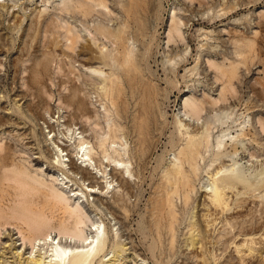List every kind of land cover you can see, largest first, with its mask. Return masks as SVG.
<instances>
[{"label":"rangeland","instance_id":"1","mask_svg":"<svg viewBox=\"0 0 264 264\" xmlns=\"http://www.w3.org/2000/svg\"><path fill=\"white\" fill-rule=\"evenodd\" d=\"M63 1L0 0V144H9L13 152V163L17 166L24 165L32 173L44 172V176L47 178L50 175L62 174V171L52 165L51 161L54 155L48 154L47 147L51 146L49 139L52 135L57 134V136L63 137L60 133L65 131L64 126L66 125L63 120H68L76 132L81 131L82 128L85 129L83 133L92 143L94 133H107V123L114 121L120 126L117 134L120 136V142L125 150L122 158L129 162V168L132 170V175L123 171L124 177L130 181L132 187L131 195L127 200V214H122L120 221L116 222L99 204L98 199L105 202L111 201L112 191L115 190L113 188L117 186L116 181H113L110 186L108 183H104L105 180L111 179V175H109L112 172L111 165L107 164L104 174L89 167L93 173L95 171V174L98 173L97 175L100 176L98 180L103 181L104 189L102 188L100 192L95 194L85 192L84 187L88 182L85 181L82 184L78 180L79 174L76 177V183H68L69 187L67 188L79 192L77 197L73 196L72 198L82 204L84 210L93 220L106 227L109 237H112L111 240L117 234V240L124 244L121 248H125V254L120 250L117 252L116 241H113L94 264H106V262H109L108 264H134V261L137 264H159V262L161 264H182L181 260L185 259V255L188 256L187 254H191L190 252L198 250L200 253H197L206 259L200 261L199 264H204V262L205 264H264V237L262 236L264 235V197L262 199L260 196L264 195V190H253L261 179L264 180V132L259 127L260 119L264 123V0H103L106 9L97 4L99 0L91 2L84 0L83 8L76 9L77 12L73 8H69V10L62 8ZM91 6L95 9L93 8L94 10L85 14L84 9L88 10ZM133 12L137 14L140 23H142L138 34H136L138 36L129 42L135 52L137 68L143 74L140 76L139 72L135 71L132 72L133 74L129 73L131 77L121 75V84L116 90L117 93L114 90L115 92L106 95L101 90V86H103L101 79L83 66L85 48L84 50L82 48L90 45L89 47L94 50V48L99 49V45L103 49V53L107 54L108 60L114 54L116 46L120 51H125L126 44H121L118 37L130 36L129 32L132 31V28L134 29ZM171 15L175 16L176 22L179 20L177 25L180 28L179 33L173 32L171 38L168 39L167 32L171 23ZM31 16L35 22L34 26L32 25L30 28L28 22ZM49 18L54 21L52 27L46 30L43 20ZM39 20L43 23L39 24ZM99 27H105L112 36L103 35L97 29ZM32 29L35 31L32 32ZM73 34H77L79 37L75 42L70 40V36ZM44 51L45 54L46 52L50 53L48 57L50 56L51 60H47L48 69L45 68V70L42 69L44 67H41L43 64L41 61L45 56ZM51 56L53 57L51 58ZM38 68L40 72L37 70ZM34 70L35 72H33ZM36 72L39 74L35 76ZM32 74L33 76H31ZM33 77H37L41 83L37 82L38 84L35 85V81L38 79L35 80ZM130 78L133 79L132 85L135 83L134 89L128 82ZM32 80L34 83H31ZM74 82L80 85L82 96L87 102V108L91 111H87L84 115L90 114L88 118L83 116L85 119L80 117L76 120L75 117H72L74 116L72 106L65 104L69 89ZM33 84L40 85V88L43 86V100L38 101L33 95L35 92ZM121 86L125 88H121ZM110 94H113V100H111ZM220 94L223 95L221 96L223 97L222 101L219 100ZM189 97L200 99L206 103L203 111L199 114V119L189 118L184 114L186 108L183 102ZM109 99L110 101H108ZM216 99L219 100L216 104L211 103ZM116 101L117 103H115ZM149 102L155 107L156 114L154 115L153 105H150ZM28 103L32 104L30 110L26 106ZM41 105L44 107L42 108ZM141 106L148 108L149 114L151 113V121L156 120L151 123V135L146 142L145 154L139 159L140 157L138 158L135 152L137 148L136 140H134L136 132L133 130V121L131 120L133 115L139 114ZM119 110L121 113L117 112ZM155 115H157L156 118H153ZM72 118L73 124L71 123ZM3 119L4 121H2ZM180 119L189 123L190 128L194 127L196 123L200 130L209 125L212 128L211 140L213 143L217 136L226 132L235 137L233 141H226L229 135L224 137L223 152L228 155L233 154L231 158H226L225 168L235 166L246 181L252 185V189L246 196L248 201L246 200L244 204L247 206L241 208L244 211L236 210L231 213V216L245 212L249 219H247L249 225H247L246 234L243 235L237 231L240 230L238 226L241 221L238 222L235 219L234 224L235 222L239 224H235L232 240L225 247L222 245L221 239L215 238L224 235L227 231L226 226L220 222L208 229L207 240H211L207 243H210L209 250L208 245H205L198 223L202 218L200 214L202 215L206 211L202 210L199 204H202L201 201H205L206 197L204 196H207L206 178L212 174L211 170L215 166L213 163L210 169H207L214 158L210 155L204 162L199 161L202 169H200L198 177L194 179L196 193L193 192L192 202L183 209L181 198H176V206L180 211V220L176 227V246L173 253L169 254L166 251L167 242L165 240V250L159 257L157 249L152 251L150 247L154 242L150 235L149 222L154 204L161 193L162 176L173 160L175 147H179L185 142L177 127ZM48 122L54 125V131L50 133H48L49 128L46 127ZM61 124H63V128H61ZM234 143L236 147L233 146ZM67 148L74 155L73 159L80 162L78 156L75 155L74 147L67 146ZM235 149L236 153H234ZM134 154H136L135 157ZM79 188L84 191V196L80 194ZM241 199L240 197L234 198V196L233 199L229 198L232 205L242 203ZM54 214L62 216L63 213L61 210H55ZM227 215L230 216V213ZM2 231L0 252L3 249L6 252V257L1 260H5L3 264H17L10 256V251L2 247L6 241L10 242L11 238H14L16 243L20 242L17 230L7 227ZM52 235L55 236V239L58 236L56 232H53ZM129 236L132 238L133 246L130 245ZM200 236L202 240L201 238L199 240ZM210 237L212 238L210 239ZM243 239H246L244 245L241 244ZM202 244L204 247L199 246L200 249L196 247ZM112 250L116 252L113 257H111ZM166 252L167 254H165ZM109 257H111L110 260H106ZM7 260L8 262H6Z\"/></svg>","mask_w":264,"mask_h":264},{"label":"bare ground","instance_id":"2","mask_svg":"<svg viewBox=\"0 0 264 264\" xmlns=\"http://www.w3.org/2000/svg\"><path fill=\"white\" fill-rule=\"evenodd\" d=\"M45 1H48V0H45ZM86 1H88V0H86ZM91 1L92 0H90V2ZM63 2L64 3H63L62 8H64L65 10H69V8H73V9H75V12H77L76 9H79L81 7L83 8V5L85 4L84 0L83 1H81V0H65ZM70 3H73V4H70ZM69 4L71 5V7ZM97 4L99 6H101L102 8L106 9V5H105V2L103 0H99V3L97 2ZM88 5H89V3H88ZM93 8L91 6L90 9H88V10L84 9L83 12H85V14H86V12L89 13L91 10L95 9V8L94 9ZM36 10L38 11V9H36ZM107 10H109V9H107ZM136 11L138 12V10H136ZM73 12H74V10H73ZM135 12L132 13V18L134 21V29L132 28L131 32L128 31L130 33V36H127L126 38H124L125 36L124 37L122 36L123 38L118 37V40L121 42V44L122 43L124 45L126 44L125 47L123 46L125 48V51H123L122 49H121L122 51H120L118 46H116V48L114 50L115 51L114 54L112 56H110L109 57L110 60H108L107 54L103 53L104 51L101 47H99V45H98L99 49L94 48V50L91 49L92 47H89L90 45L82 48L83 50L85 48V50H84L85 53L82 50L84 55H85V57L83 58V60H84L83 66H85V68L87 70H89L90 72L97 74L99 79H101V81H102L101 84H103V86H101L102 87L101 90H103V93L106 95L109 93H113L116 90H118L119 85L121 84L120 83L121 75H126V77H129L130 76L129 73H132L135 71L139 72L140 76H141V74H143V73H141V70L139 68H137L136 59H135V57H136L135 52H134L132 45L130 46V42H129L131 40L133 41V39H135L138 36V35L136 36V34H138L137 32H139V29L141 28L140 26H141L142 22L140 23V19L138 18L137 14ZM13 16L15 17L16 15L14 14ZM32 16L29 17V22H28L29 23L28 25L30 26V28L32 25L34 26V22H35V21H33L34 19ZM52 18L43 20L44 26H45L44 28H46V30L48 28L50 29V27H52L51 25H53V21H54ZM19 20H20V18H19ZM19 20H18V22H19ZM175 20H176L175 16L171 15V23L169 26V30L167 32L168 33V39L171 38V36H172L171 34L173 32L175 34L179 33L180 27H178V25H177L179 23V20H178V22H176ZM38 22H39V24L43 23L40 20ZM35 27H36V25H35ZM97 29L103 35H107V37L112 36V34L110 32H107L105 27H99ZM67 30L69 31V29H67ZM33 31H35V29L34 30L32 29V32ZM37 31H38V29H37ZM69 34H71V33H69ZM70 37H71V39H70L71 42H75L79 38L77 34L76 35L73 34ZM47 39H45V40L47 41ZM114 39H116V38L114 37ZM128 42H129V44H128ZM121 44H119V45L122 46ZM43 50H45V49H43ZM79 52H81V51H79ZM79 52H78V54H80ZM38 53H40V52H38ZM47 53L48 52H46V54H45V51H44L45 56L42 54V56H44V59L42 61L40 59L41 63H43L41 67H44V68H42L44 70H45V68L48 69V66H46V64L48 65L47 60H50L49 59L50 56L48 57V55L50 53L49 54H47ZM52 55H53V53H52ZM35 57H37V56H35ZM52 57L53 56H51V58ZM40 61H39V63H40ZM231 63H233V62H231ZM211 66H212V64H211ZM227 69H229V68H227ZM37 70L39 71V68ZM170 70H171V68H170ZM33 72H35V70ZM37 72H36L35 76L37 74H39ZM33 74L31 76H33ZM136 76H137V73H136ZM140 76H138V77H140ZM40 77L42 78V76H40ZM132 77L134 78V75ZM36 78L37 77H35V78L33 77V79H35V80H36ZM141 79H142V77H141ZM132 80L133 79L130 78L128 82H129L130 86L133 88L135 83H134V85H132V83H133ZM32 81H31V83H34V80H32ZM35 82H36L35 85L38 84L37 82H39V79H38V81H35ZM40 83L41 82H39V84ZM64 83H66V82H64ZM146 83H149V82H146ZM35 85L33 86L35 89V92L34 91H32V92H34L33 95H35V97L39 101L42 99L43 86H41V88H40V85H37V86H35ZM26 86H28V85H26ZM31 86H32V84H31ZM228 86H229V84H228ZM33 87H32V89H33ZM122 87H124V86H121V88ZM142 87H140V88H142ZM223 88L224 87L222 86V89ZM225 88L227 89V87H225ZM230 88L232 89V87H230ZM122 91H124V90L122 89ZM129 91H130V89H129ZM145 91H146V89H145ZM156 92H158V91H156ZM101 93H102V91H101ZM116 93H117V91H116ZM142 93H145V92H142ZM109 96H112L111 100H113V94L112 95L110 94ZM221 96H223V95L220 94V99H219L220 101H222L221 99H223V97H221ZM119 99H120V97H119ZM142 99H143V97H142ZM144 99H145V96H144ZM147 99H148V97H147ZM196 99H193L190 97L184 99L183 105L186 108L185 109L186 111L184 114L189 118L192 117L195 119H199V116H200L199 114L203 111L204 104H206V103H204V101H202L200 99L199 100H196ZM202 99H204V98H202ZM121 100H122V97H121ZM108 101H110V99ZM218 101L216 99V101H213V102L211 101V103L216 104ZM145 102H143V103H145ZM115 103H117V101ZM65 104H67L68 106L69 105L72 106V108L74 109V110H72V112L74 113L73 114L74 116H72V117H75L76 120H77V118L83 117L85 115V113H87V111L88 112L90 111L89 108H87V102H86L85 98L82 96L80 85L79 84L77 85L76 82H74L71 85V87L69 89V95L66 99ZM111 104H112V102H111ZM147 104H148V102H147ZM147 104H146V106H147ZM127 105H128V103H127ZM150 105H153V104L150 103ZM26 106H27L28 110H30L32 104L28 103ZM41 106H40V108H41ZM43 107L44 106H42V108ZM133 107H134V105H133ZM38 108H39V106H38ZM121 108H124V107H121ZM152 111H153V115L156 114L154 105H153ZM36 112H37V110H36ZM117 112H120V110ZM149 112L150 111H148V108L143 106L141 108V111L139 112V114L135 113L136 115H133V119L132 120L129 119V120L133 121V128H134L133 130L136 132V138L134 140H136L135 145H137V148H136L135 152L137 154V157L138 158L140 157L139 159H141L145 154V150L147 149L146 148V142H147V140H149V137L151 135V126H152L151 123L153 120H156V119H153L151 121V119H152L150 116L151 113L149 114ZM132 114H134V113H132ZM41 115H42V113H41ZM120 115H122V114H120ZM30 116H31V114H30ZM86 116H84V117H86ZM88 116H87V118H88ZM156 116L157 115H155L153 118H156ZM84 117H83V119H85ZM71 120H72L71 121V123H72L73 118ZM2 121H4V119ZM63 121L65 123L64 125H66V126H64L65 131L60 130L61 131L60 133H62L63 137L61 138L60 137L61 135L57 136V134L52 135L49 139V140H51L50 141L51 146L47 147L48 148L47 152L50 155L51 154L54 155L51 163L55 168L62 171V174H64V176H61L62 174H58L55 176L50 175L49 178H47L44 176L45 175L44 172L39 173V174L37 172L32 173L24 165H22V166L18 165L17 166L16 164L13 163V160H14V159L12 160L13 152L11 151V147L9 146V144H0V239H1V236L3 233V231H2L3 229H5L7 227L8 228L12 227V228H15L17 230L18 237H19L18 240L20 239V242L16 243L14 238H11L10 242L7 243V241H6L4 243V245L2 246L3 248H7L10 251V253H11L10 256H12V258H14V260L16 261L17 264H94L96 262V260L100 258V255L103 254L105 248L107 246H109V244H112L113 241H116L115 246L117 248V252H118V250H120V251H123V253H124V250H125V248H121L124 246V244L117 240V237H118L117 234L111 240L112 237L111 238L109 237V233H108V230L106 229V227L102 223H100V222L98 223L97 221L93 220L91 218V216L89 214H87V212L84 210L82 204L79 203L78 201L74 200V198H72L73 196L77 197L79 192L75 191L73 189H69V190L67 189L69 187L68 183H70V182H72L71 184L76 183V177L79 174L78 180L81 181L82 184H84L85 181L88 182L87 185L84 187L85 192L87 191L90 194H93V193L95 194V193L100 192L102 188L104 189V187L102 185L103 181L98 180V178L100 176L97 175L98 173L95 174L96 171L93 173L91 169H96L99 173L104 174L106 172L105 167L108 165H111L110 170L112 172L109 173V175H111V177H110L111 179L109 181L105 180L104 183H108L110 186L113 181H116L117 186L116 187L112 186V187H114L113 189H115L114 191H112L113 192L112 193V200L105 202V201L98 199L99 204H101L102 207H104L106 209V211H108V213L112 216L113 219L116 220V222L120 221L122 214L123 215L127 214V211H128L127 200L129 199V196L131 195L132 187H131L130 181L126 177H124L123 171L128 172L129 175H132V170L129 168V162L122 158L125 150H124V147H122L123 144L120 142L121 138L117 134V132L120 129V126L117 125L114 121H112V122L109 121L107 123V126H108L107 133L98 134L95 132L94 133V141L92 143L91 140H89L88 137L83 133V131H85V129L82 128L81 131L76 132L75 131L76 129L70 126V123L68 122V120H63ZM178 121L179 122L177 123V127H178L180 134H181V137L184 139L185 142L181 146L178 145L179 147H175L176 151L173 154V160L169 164V167H167V169L165 168L166 170H165V172L162 176V179H161L162 184L160 185L161 186V190H160L161 193H160V195L158 194L159 197L154 204L155 206L153 208L151 219L149 222L150 235H151L153 242H154L150 247H151L152 251L157 249V251H158L157 253L159 254V257L161 256V254L165 250V247H166V245L164 246L165 240L167 242L166 243L167 244V250L166 251H168L169 254H171L170 252L173 253V250L176 246V227H177L179 220H180L179 219L180 211L176 206V198H181L183 209H185L186 206H188L192 202L193 196H194L193 192H195L194 191V188H195L194 179L196 177H198L200 169H202V167H201L202 165L200 166L199 161L204 162V160L209 158L210 155H212L214 158L212 157L213 160L208 165V167L207 166L206 167H207V169H210V167L213 165V163L215 164V166L211 170L212 174L210 173L211 175L207 176V178H206L207 180H206V185H205L206 189L205 190H206L207 196H204V197H206L205 201H201L202 204L201 203L199 204V205H201V209L206 211L202 215L200 214V216L202 218L200 217L201 219L198 223L199 231H200L201 236L204 239L205 245H208V250H209L210 243L209 244H207V243L210 242L211 240L210 241L207 240V238L209 236L208 235V229L209 228L211 229L213 226H215L216 224H218L220 222H222V224L224 226H226L227 231L224 230L225 236L219 235V237H215V238L221 239L222 243H223L222 245H224L225 247H227L229 242L232 240V237H233L232 233L235 230L234 226H236L237 224L240 223V225L238 226V229H240V230H237V229L236 230L240 231V233L245 235L247 230H248L247 225H249V223H248L249 219L247 218V214L245 212L231 216V213H234L236 210L239 211V209H240V211L241 210L244 211V209H241V208L247 206L244 204L247 200L246 196L248 195L247 193L250 192V189H252V185L246 181V179L241 175V173H239V171L235 168V166L225 168V165H226L225 161H227L226 158L227 157L231 158V156L233 154L228 155V154L223 152L224 145H225V138L224 137L229 135V137L226 138V141L227 140L233 141V139L235 137L230 136L229 132H226V133L222 134L221 136H217L215 138V143H213L211 140V129L212 128L209 125H206L202 130H200L197 123H196V125H194V123H193L194 127L190 128L189 123L183 122L182 119H180ZM62 126H63V124H61V128H63ZM46 127L49 128L48 133H50L51 131H54V125L50 124L49 122L47 123ZM215 127H216V125H215ZM259 127H261L260 130H262L264 132V123H263L262 119H260V126ZM131 134H134V133H131ZM236 144H237V142H236ZM236 144L234 143L233 146L236 147L235 146ZM174 145H176V144H174ZM67 146H69V147L73 146L74 147V150L76 152L75 155L78 156V159L80 160V162H77L73 159L74 155L71 154V152L68 150L69 148H67ZM236 151L237 150L235 149L234 153H236ZM136 154H134V157ZM138 162H140V161H138ZM105 175H107V174H105ZM255 189L264 190V180L263 179H261L258 182V184H256V187H254L253 190H255ZM78 190L80 191V194H82L84 196V194H83L84 191H82L80 188ZM158 192H159V189H158ZM233 196H234V198H237V197L242 198L241 199L242 203H240V204L234 203L235 205H232L229 198L232 197V199H233ZM260 196L263 199L264 195L262 194ZM55 210H61L63 213L62 216H56L54 214ZM229 213H230V216L227 215ZM197 216L199 217V214ZM240 217H241V219L239 220ZM235 219H237L238 222L239 221H241V222H239L237 224L235 222V224H236L235 225L233 222V221H235ZM5 232H4V234H5ZM53 232H56L58 234L56 239H55V236L52 235ZM93 232H94V234H93ZM218 232H220V231H218ZM216 235H218V234H216ZM216 235H214V236H216ZM201 236L199 237V240H200ZM262 236L264 237V235H262ZM129 237L130 238H128V239L131 242L130 245L134 244V243H132L131 236H129ZM222 237H225V238L222 239ZM211 238L212 237H210V239ZM201 240H202V238H201ZM245 240L246 239H243L242 240L243 243H241V244L244 245ZM217 244H219V243H217ZM199 246L204 247L203 244L198 245L196 247L199 248ZM238 246H240V245H238ZM108 248L109 247H107V249ZM202 249H204V248H202ZM206 249H207V247L205 248V250ZM115 250L111 251L112 252L111 257L115 256V253H116ZM191 251H193V250H191ZM197 252H199V250ZM197 252L194 251V252H190L191 254H187L188 256L185 255V259L181 260L182 264H199L200 261L205 259V258H203V256H201ZM5 253L6 252L2 249V251L0 252V262H1L0 264H3L5 261V260H1V258L3 259L6 257ZM165 254H167V252ZM156 256H158V255H156ZM111 257L107 258L106 260H110ZM215 259H216V257H215ZM106 260H104V261L106 262ZM242 260H244V259H242ZM188 261L191 263H189ZM263 261H264V259H263ZM6 262H8V260ZM108 263L109 262H106V264H108ZM134 264H137L136 261H134ZM159 264H161V262H159ZM204 264H205V262H204Z\"/></svg>","mask_w":264,"mask_h":264}]
</instances>
